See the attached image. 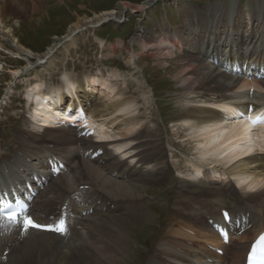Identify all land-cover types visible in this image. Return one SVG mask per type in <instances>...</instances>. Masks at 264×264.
<instances>
[{"label": "bare ground", "instance_id": "1", "mask_svg": "<svg viewBox=\"0 0 264 264\" xmlns=\"http://www.w3.org/2000/svg\"><path fill=\"white\" fill-rule=\"evenodd\" d=\"M151 1H147L143 8L150 7ZM10 2L13 6L19 4L15 0H0V49L20 55L28 63H31L33 56L31 49L21 43L6 20V5ZM122 16L123 13L115 15L105 12L96 15L95 19L76 23L65 37L66 40L62 45L49 48L44 65L56 64L60 59L59 55H65V51L79 40L80 35L86 34L88 28H96L103 20L121 19ZM203 22L206 24L200 25ZM212 27L213 25L209 26L205 18H201L196 28L187 27V29L195 35H199L200 40L203 33L211 31L213 34ZM76 30H78L77 33H75ZM181 35L182 29L177 31L174 37H170V41L179 45ZM227 35L226 39H228ZM254 37L252 36L251 41ZM248 39V37L241 38L236 42L235 47L239 48L240 45L247 43ZM202 44H205L204 40H202ZM210 46L211 42L207 43L206 47ZM215 47L213 44L210 55H208L209 49L204 50L201 45L196 53L185 50L181 54L183 65H181L180 71L184 73V76L187 74L190 76L188 77L189 81L181 85L183 93L179 97V102L183 111L180 112L176 123L179 128L177 132L181 129L189 132L186 138H195L200 161L209 164L205 169V174L211 180L210 185L195 182L194 175H190V180L180 177L169 178L173 181L171 189L174 191L168 193V198L170 202L178 201L181 206H169L167 212L171 217L176 214L182 219L194 220L199 231H197V235H193L175 228L168 229L161 235L159 233L156 243L149 249L150 253L145 256V264H246L247 253L252 246L256 245V236L259 234L264 236V122L253 123L261 115L252 112L250 119L230 120L223 124L220 122L224 118L223 115L228 114L229 116L233 110L219 104L223 99L234 98L240 101L246 109L252 105L256 110L264 105V73L261 74L260 79L256 65L252 64L249 58L245 60L244 70L240 71L219 70L218 67L211 66L208 59L213 56L214 52H219L218 47ZM256 53L257 49H254L251 55ZM229 56L233 59L236 58L231 51ZM258 56L260 54L256 57ZM49 60L54 63L51 64ZM261 61L260 65L264 64V58H260L258 63ZM127 62L130 66L136 65L137 67L139 65L133 58ZM200 62L202 66L198 67ZM201 68L207 69V71H203ZM19 73L18 69L12 72L13 75ZM62 74L65 84L62 83L59 87L51 89V92H58L60 95L57 98L62 99L66 90L61 89L67 85V91L81 102L82 108L84 105V109L95 118L94 121L100 122L97 124L90 120V127L99 137H113V139L105 142L94 138L93 135L89 136V128H83L79 136L78 131L74 128L49 127L42 131L36 127L37 129L34 128L27 133L29 136L26 134L28 137L16 135L11 144L7 145V147L14 146L13 148L11 146V152H0V181L5 180L0 182V189H2L9 187L11 181L15 180V177L7 175L6 170H12L14 176L16 174L19 176L17 165L20 161L37 158L44 165L40 159L42 155H40L41 150L39 149L41 147H51V144H54L53 146L57 150L62 148L67 151L65 162L69 168L68 172L55 178L49 176L48 183L43 188H37L38 180L33 179L39 177L44 180L45 178L38 173V170L31 172L33 178L30 184L38 191L33 201L31 214L39 222L48 223L52 216L57 217L62 210L68 211L69 208H72L74 213L68 212L72 214L70 215L71 222L75 223L72 233L68 237L31 229L24 238L20 236L21 224H12L8 234L1 235L0 233V264L1 254L10 241L16 245L21 244L11 251L7 264H20L21 262L30 264V256H33L34 251L38 249L40 252L44 247L54 250L55 264H135L136 259L130 260L135 258L131 251L133 243L126 230V217L124 218L122 215L129 216V219H134L132 217L145 218V211L142 208L146 196L135 191L140 188L147 189L150 184H158L166 179V175L170 171L168 165L157 166L155 163L157 152L165 148L164 144L160 143V127L158 125L152 127L149 124L151 120L138 106L139 102L133 95H128L130 86L116 89V85L110 83V78L115 77L116 72L110 74L108 78L83 75L78 76L76 80L70 72ZM71 82L77 84L75 92L70 88ZM147 84L149 83L146 78L137 80V88L141 90L145 100L149 97L147 91L149 89L146 90ZM42 87L41 82L27 90L28 99L40 100V107L35 111V115L39 117L41 114L51 111L55 101L53 94L44 97L45 100H50L48 103L41 99ZM98 87H101L100 90L104 95L98 94ZM70 105L72 107L74 105L75 108L79 107L77 102H72L65 103L64 108L68 107L67 111H69ZM208 120H217L218 123L204 125ZM107 128L111 131H107ZM0 142V148H2L1 144L4 143V139L1 138ZM128 144L131 145L125 148ZM15 148L17 150H14ZM115 149L119 151L124 149L123 153H132L130 158L135 161V164L131 165L128 161H123L120 156L116 155ZM20 151L23 154L20 155ZM81 151L83 156L88 159L80 156ZM97 151L98 155H96ZM47 157L48 155L45 156V158ZM100 166L108 173L118 174L124 180L103 175ZM200 167L196 169L197 174L202 172ZM29 168L27 167L28 171L34 169ZM216 178L218 179L216 180ZM220 179L224 182L223 194L233 196L236 203L241 206V208H233L234 219L227 225L229 233L232 226L233 231L238 232L245 226L247 227L251 221L255 222L252 227L244 231L246 234L242 238H247V243L242 245L232 246L234 238L232 235L229 237L230 243L224 244L222 237L213 229L212 225L205 220L201 221L204 217L203 214H210L212 211L201 214L200 208L195 204L197 199L212 205L215 204V198L222 194L221 189L214 185ZM234 179L237 181L235 182ZM21 184L24 188L26 183L21 182ZM81 184H91L94 194H98L105 201L111 200V203L114 204L112 211L102 212L104 204H98L94 200L87 202L84 207L80 206L87 200L83 199L84 191L77 192L78 186ZM193 187H197V189L189 190ZM73 192H76L77 199L70 197ZM55 206H58V209ZM64 206H67L68 210L64 209ZM84 211L86 213H83ZM242 213L249 214V219L246 220V216L244 219ZM131 215L132 217H130ZM210 215L209 218H214L220 224L226 225L222 216L217 212L214 211ZM237 217H239V222L236 221ZM60 220H52L51 224L56 227ZM179 223L185 224L184 222ZM170 224L171 222L168 225ZM190 225L192 226V224ZM253 231L257 234L251 238L250 234ZM21 238L24 240H19ZM201 238L205 244L202 243ZM206 244L221 248L224 250V254H218ZM229 251L230 255L228 256ZM42 264L50 263L48 259H44Z\"/></svg>", "mask_w": 264, "mask_h": 264}, {"label": "rangeland", "instance_id": "2", "mask_svg": "<svg viewBox=\"0 0 264 264\" xmlns=\"http://www.w3.org/2000/svg\"><path fill=\"white\" fill-rule=\"evenodd\" d=\"M16 1L19 2L17 6H13L12 2L6 5V19L9 20L8 23L13 27L15 33L24 43L29 44L32 42L42 47L44 45H49L50 41L54 39L53 36L55 34L68 33L78 22L83 23L87 20L95 19L96 15L105 12L120 15L123 11H126V20L124 22L118 23L114 18V21L108 22L102 27L93 28L94 30H90L86 35L80 36L76 45L69 49L66 56L58 63L57 67L50 68V71H52L51 74H45L44 71L37 70L38 68L31 71L34 72V77L44 80L48 85L52 83L57 84L61 70L69 69L76 74L88 71L91 74H105V76H107L109 72L114 71L117 72L119 77H114L112 83L116 84L118 89L130 85V90L133 91L130 95L133 94L140 98L141 101H144L143 96H141L142 92L140 95V92L135 90L137 86L136 79H141L143 72L150 84L155 87L154 92L156 94V97H154L151 86L147 88L149 89L148 91H150V102L147 106H150V108L155 111L156 119L163 127L164 131L167 129V126H164L162 119L165 117L162 116L169 118L176 117L178 113L181 112V109L178 107V98L183 93L181 84L183 85L185 81L184 84H186L189 81L188 77L190 75L187 74L184 76V73L180 71L183 61L181 60V55H179L181 62L176 57L178 51H173L172 54H168V58L163 57L165 51L163 52L161 50H158L155 54L151 53L152 55H147L145 51L149 46H152V44L147 45L142 38L137 37L139 40L135 41V48H133L130 44H132L131 41L134 38L131 40L130 38L133 37V35L136 36L137 32L141 30V33L143 32L145 35L156 36L153 44L165 47L167 43L163 41L164 34L159 31L160 25H165V19L168 17V19L172 21L173 27H180L182 21L181 14H183L188 7L195 11V13L196 10H200L203 14L207 15V19L211 15V19L215 22L214 26H216V22H219L216 30L221 33V35L228 29L227 22L222 20L224 16L231 15V23L240 24L241 30L246 34L255 32L257 24H260V21H256V19H259L260 15L262 20L264 16V0H15V2ZM147 1H151L152 3L155 2L144 10L142 8L146 6ZM216 5L217 7H215ZM178 6L182 8L183 12L178 10ZM215 13L217 14L216 19H214ZM237 14L241 15L239 19L236 16ZM160 19L162 21L161 24L159 22ZM246 24H248V26L244 27ZM122 26H125V28L120 30V33L116 32V29ZM237 30L238 29H236V32ZM171 31H174V29H171ZM240 33L241 31L237 32L238 35ZM183 37V42L185 43L186 41L187 44H185L189 47L192 42L193 34H188V32H186L183 34ZM121 40L125 41V46L120 45V43H122ZM118 44L120 48H117L118 51H115V46L119 47ZM142 54L144 55L141 57ZM7 55L8 54H0V60L2 63L4 62L3 64H6L8 68H24L23 61L10 56L6 57ZM131 56H134L137 60L139 59L138 62L140 67L137 66L134 68L127 64V60ZM171 56H173L174 59H170L169 57ZM59 57L61 56L59 55ZM200 66H202L201 62L198 67ZM201 70H203V68H201ZM7 71L9 72L10 69H6L5 75H0V105L3 106V113H0V139L4 136L3 139L5 142L2 144L6 146L13 141L12 139H14L16 135H20L19 132H14L13 135V128L21 129L20 126H22L23 129L33 128L29 122L25 123L23 118H20L21 115H24V113H22V108L12 109L19 105V99L16 97L23 90V88H19V83H25L27 78L18 80L13 79L9 82L10 74ZM203 71H207V69ZM185 77L187 79H185ZM15 84H17V88L9 91V88H11V86L14 88ZM179 90H181V93ZM156 102L158 104H156ZM179 116L180 115L177 116V119ZM147 117L151 121L155 120L153 114ZM4 130H6L8 134H4L2 132ZM178 133H185V136L189 135V132L181 129ZM160 137V143L164 144V142H162L161 133ZM170 138L176 137H172L169 132L168 136L166 135L163 140L166 141ZM187 139L190 138H186V140ZM181 143L185 151L192 153L193 159L197 160L199 153H197L196 141L181 140ZM176 144L177 143L174 142V145ZM13 147L14 146H12V148ZM14 150H17V148ZM0 152H3L2 148H0ZM9 152H11V150L7 153ZM174 153L173 150H164L160 154L161 158L158 161L160 164L168 161L171 175L177 176V169L175 168H179V165L175 160H171L172 157H170V154L172 156ZM21 162L22 161H20V163ZM9 165H11L10 162ZM171 184L172 182L166 180V182L161 183L160 186H150L151 192H149L148 188L146 192L141 188L135 191L136 193L141 192V194H145V196L149 193V198L156 202H150L149 198L146 199V203H144L142 208V210L145 211V218L143 219L132 217V215L130 217L134 219H129L127 215L123 216L124 218L126 217V230L133 243L131 251L135 258L130 260L136 259L135 264H145V256L150 253L149 249H151V245L156 243V239L159 238L158 236L161 235L162 232H166L158 228L157 226H159V224L157 223H155V225L157 224L156 227L153 226L152 222L158 221L163 227H166L172 225L175 221H183V219H180L176 214H174L173 217H165L162 209H160H165L161 206H164V198L162 195L165 194V189ZM193 188L197 189V187ZM221 199V204H224L225 200L222 197ZM176 203L181 206L178 201ZM167 210L166 213L169 214ZM166 222L167 224L165 225ZM170 222L171 224L168 225ZM233 234L234 231L232 232V235ZM240 241L243 242L245 239H239L236 242ZM42 249L43 250L40 252H38V249L34 251L33 256H30V264H42L44 259H48L50 264H55L56 258L53 256L54 250L49 247H44ZM8 261L5 264H7ZM20 264H22V262Z\"/></svg>", "mask_w": 264, "mask_h": 264}, {"label": "snow or ice", "instance_id": "3", "mask_svg": "<svg viewBox=\"0 0 264 264\" xmlns=\"http://www.w3.org/2000/svg\"><path fill=\"white\" fill-rule=\"evenodd\" d=\"M255 122H264V115L258 116L256 120L253 121V123ZM8 219L13 220L15 219V216L11 215ZM24 226L25 228L41 227L40 225L35 224L30 218L24 221ZM48 230L63 233L65 231L64 221L60 220L55 228H49ZM249 264H264V237H261L260 242L253 247L249 256Z\"/></svg>", "mask_w": 264, "mask_h": 264}]
</instances>
